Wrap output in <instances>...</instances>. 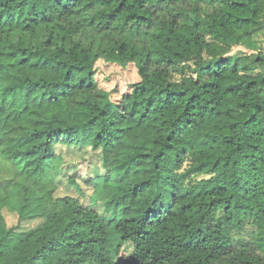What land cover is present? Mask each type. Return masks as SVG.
<instances>
[{"label": "trees", "instance_id": "1", "mask_svg": "<svg viewBox=\"0 0 264 264\" xmlns=\"http://www.w3.org/2000/svg\"><path fill=\"white\" fill-rule=\"evenodd\" d=\"M262 13L264 0H0V264H264ZM98 62L139 82L114 100ZM59 147L100 158L90 195L76 172L78 196L58 195ZM33 197L44 220L10 245L3 210L23 218Z\"/></svg>", "mask_w": 264, "mask_h": 264}, {"label": "rangeland", "instance_id": "2", "mask_svg": "<svg viewBox=\"0 0 264 264\" xmlns=\"http://www.w3.org/2000/svg\"><path fill=\"white\" fill-rule=\"evenodd\" d=\"M254 39L256 40L259 47L263 48L264 53V31L254 34ZM244 50V48H235L234 52ZM252 53V51H250ZM248 52V53H250ZM96 78L98 80L99 87L104 91H109L112 93V98L114 100L119 99L122 93L129 92L131 90V85L139 82V77L133 66L127 69L121 68L119 66H113L104 62H98L96 64ZM58 153L60 152L65 156V167L63 172L65 175L62 179L63 183H60V190L58 192L59 196L71 193L74 196H78L77 192L72 187H67L68 177H70L74 172H76L75 178L77 183L83 188L87 195H90L91 189L84 183L85 179H88L93 171L97 168L100 169V158L97 154L88 152L85 155L70 154L69 150L65 147L57 148ZM69 167V168H68ZM73 167H77L73 170ZM34 202H32L24 213V217L21 218L16 212H12L10 207H5L3 210L4 216L7 222V229L12 227H17L14 231L13 240L10 245L16 243L22 235H25L37 227H39L44 220V209L41 208L38 202L33 197ZM100 210V209H99ZM0 235H4L5 232H0ZM130 249L127 250V254Z\"/></svg>", "mask_w": 264, "mask_h": 264}, {"label": "clouds", "instance_id": "3", "mask_svg": "<svg viewBox=\"0 0 264 264\" xmlns=\"http://www.w3.org/2000/svg\"><path fill=\"white\" fill-rule=\"evenodd\" d=\"M260 21H261V24L264 25V13L261 14ZM99 211H100V214L103 213V209H100ZM261 255H264V252H262Z\"/></svg>", "mask_w": 264, "mask_h": 264}]
</instances>
